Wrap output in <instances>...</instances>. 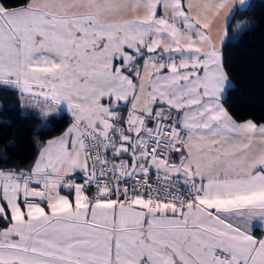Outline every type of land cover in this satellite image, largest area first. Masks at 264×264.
I'll return each mask as SVG.
<instances>
[{
    "label": "snow or ice",
    "instance_id": "1",
    "mask_svg": "<svg viewBox=\"0 0 264 264\" xmlns=\"http://www.w3.org/2000/svg\"><path fill=\"white\" fill-rule=\"evenodd\" d=\"M250 7L0 0V87L42 102L38 131L71 116L0 169V264H264V123L225 107L213 36Z\"/></svg>",
    "mask_w": 264,
    "mask_h": 264
},
{
    "label": "trees",
    "instance_id": "2",
    "mask_svg": "<svg viewBox=\"0 0 264 264\" xmlns=\"http://www.w3.org/2000/svg\"><path fill=\"white\" fill-rule=\"evenodd\" d=\"M25 0H7L12 8ZM251 7L236 16L228 26L223 48L226 70L235 84L224 102L230 114L242 122L252 119L264 123V0H251ZM246 21L248 28L236 25ZM23 111L15 90L0 87V169L28 167L37 157L40 145L60 135L71 123L68 115L50 125V130L38 131L42 120L20 115ZM54 116V115H53ZM53 116L48 120H52Z\"/></svg>",
    "mask_w": 264,
    "mask_h": 264
},
{
    "label": "crops",
    "instance_id": "3",
    "mask_svg": "<svg viewBox=\"0 0 264 264\" xmlns=\"http://www.w3.org/2000/svg\"><path fill=\"white\" fill-rule=\"evenodd\" d=\"M251 0H247L248 4H250ZM228 24L225 23V17L222 15L220 22L217 24L214 32H213V36L214 39H216L217 43H220V39L222 36H224V30L225 28H227V32H228ZM227 39V36H226ZM1 88H6L5 87H1ZM42 106V102L41 101H37L32 99L31 97H25L24 101H23V111H28L29 113H37L40 111V107ZM66 115L69 116V118L71 119L70 114L65 113ZM54 113L48 115L47 117H43L44 119L48 120L49 117L53 116Z\"/></svg>",
    "mask_w": 264,
    "mask_h": 264
},
{
    "label": "rangeland",
    "instance_id": "4",
    "mask_svg": "<svg viewBox=\"0 0 264 264\" xmlns=\"http://www.w3.org/2000/svg\"><path fill=\"white\" fill-rule=\"evenodd\" d=\"M44 119V118H43ZM44 120H46V119H44Z\"/></svg>",
    "mask_w": 264,
    "mask_h": 264
},
{
    "label": "built area",
    "instance_id": "5",
    "mask_svg": "<svg viewBox=\"0 0 264 264\" xmlns=\"http://www.w3.org/2000/svg\"><path fill=\"white\" fill-rule=\"evenodd\" d=\"M77 182H79V181H77Z\"/></svg>",
    "mask_w": 264,
    "mask_h": 264
}]
</instances>
